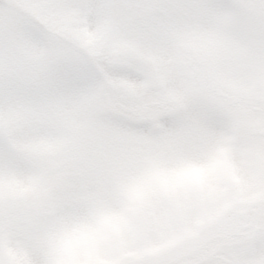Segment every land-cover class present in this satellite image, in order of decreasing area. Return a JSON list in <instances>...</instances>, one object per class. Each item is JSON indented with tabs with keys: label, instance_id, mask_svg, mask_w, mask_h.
Segmentation results:
<instances>
[{
	"label": "snow or ice",
	"instance_id": "snow-or-ice-1",
	"mask_svg": "<svg viewBox=\"0 0 264 264\" xmlns=\"http://www.w3.org/2000/svg\"><path fill=\"white\" fill-rule=\"evenodd\" d=\"M0 264H264V0H0Z\"/></svg>",
	"mask_w": 264,
	"mask_h": 264
}]
</instances>
